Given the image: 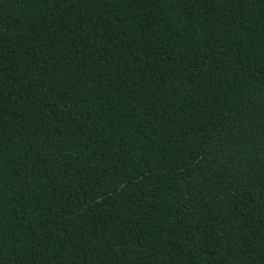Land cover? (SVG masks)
Returning <instances> with one entry per match:
<instances>
[{
    "label": "trees",
    "instance_id": "trees-1",
    "mask_svg": "<svg viewBox=\"0 0 264 264\" xmlns=\"http://www.w3.org/2000/svg\"><path fill=\"white\" fill-rule=\"evenodd\" d=\"M0 264H264V0H0Z\"/></svg>",
    "mask_w": 264,
    "mask_h": 264
}]
</instances>
